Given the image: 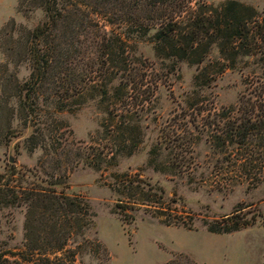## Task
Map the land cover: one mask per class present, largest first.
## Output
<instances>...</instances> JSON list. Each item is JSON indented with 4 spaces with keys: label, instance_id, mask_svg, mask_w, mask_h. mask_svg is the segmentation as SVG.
Wrapping results in <instances>:
<instances>
[{
    "label": "rangeland",
    "instance_id": "374dc122",
    "mask_svg": "<svg viewBox=\"0 0 264 264\" xmlns=\"http://www.w3.org/2000/svg\"><path fill=\"white\" fill-rule=\"evenodd\" d=\"M204 1L218 6L227 0ZM236 1L264 17V0ZM45 22L37 6L0 0V175L11 185L49 187L88 203L94 226L69 244H82L75 264H264V177L252 185L244 176L234 178L221 170L206 135L190 125L192 108L236 106L249 81H264V62L244 57L234 69L199 87L195 66L179 63L163 77L167 70L154 57L147 36H133L128 45L136 49L138 62L131 65V73L138 76L137 85L123 92L124 102L113 109L125 104L123 114L137 123L140 142L132 155H117L114 166L98 171L80 162L70 169L76 159L69 167L66 158L76 151L111 147L112 138L103 128L109 116L98 96L83 97L72 110L59 109L57 96L47 99L51 90L38 97L33 111L21 109L14 84L29 80L27 40ZM191 133L194 144L179 163L182 157L173 145L184 143L185 137L188 142ZM33 135L39 142L31 149ZM152 150L159 156L150 164L156 156ZM13 169L19 174L12 176ZM126 179L132 186L126 188ZM234 212L247 220L256 215L255 222L228 234L207 231V223H221ZM24 222V208L0 213L1 250L23 248ZM83 239L90 244L84 245Z\"/></svg>",
    "mask_w": 264,
    "mask_h": 264
},
{
    "label": "trees",
    "instance_id": "16d2710c",
    "mask_svg": "<svg viewBox=\"0 0 264 264\" xmlns=\"http://www.w3.org/2000/svg\"><path fill=\"white\" fill-rule=\"evenodd\" d=\"M24 2L41 8L46 22L36 26L27 40L26 53L32 68L29 80L21 86L14 84L13 96L20 98L21 109L33 111L38 97L51 90L53 93L47 99L57 96L59 109L72 110L83 97L98 96L109 116L103 128L105 135L112 138L111 147L104 145L92 153L76 151L72 158L67 152L69 167L76 159L70 169L80 162L98 171L114 166L117 155H132L140 142L137 123L123 114L125 104L120 110L113 109L124 102L123 92L129 93L137 85L138 76L131 73V65L138 62L136 49L128 45L133 36H147L154 57L167 70L163 77L174 72L179 63L195 66V84L199 87L208 86L227 69H234L244 57L264 62V17L254 7L236 0L218 6L204 0ZM151 31L153 34L148 37ZM118 76L119 83L111 85ZM154 84L156 88L158 81ZM116 110L118 113L113 115ZM136 110L132 109L133 113ZM192 110L195 117L190 125L206 135L221 170L234 178L244 176L252 185L261 181L264 81H249L234 107L214 110L201 105ZM188 135V142L185 137L184 143L173 145L181 154L179 163L194 144L193 133ZM38 140L36 135L30 137L31 149ZM151 154L156 155L149 161L153 164L159 153L152 150ZM16 174L19 173L13 169L11 175ZM123 184L127 188L133 181L126 179ZM14 207L25 209L23 248L0 249V264H75L82 244L68 246L94 226V216L84 199L57 193L49 187L11 185L0 175V213ZM236 212L221 223H207V231L228 234L255 222L256 215L247 220ZM82 243L90 244L87 239ZM97 246L100 247L98 243ZM102 251L106 253V249Z\"/></svg>",
    "mask_w": 264,
    "mask_h": 264
},
{
    "label": "water",
    "instance_id": "95a60500",
    "mask_svg": "<svg viewBox=\"0 0 264 264\" xmlns=\"http://www.w3.org/2000/svg\"><path fill=\"white\" fill-rule=\"evenodd\" d=\"M9 162H10V163H13V159H12V158H10Z\"/></svg>",
    "mask_w": 264,
    "mask_h": 264
}]
</instances>
